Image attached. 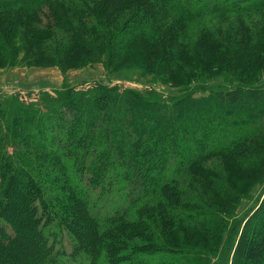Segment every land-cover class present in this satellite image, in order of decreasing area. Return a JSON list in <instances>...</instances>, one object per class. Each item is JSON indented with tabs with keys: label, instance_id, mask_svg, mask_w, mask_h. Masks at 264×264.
<instances>
[{
	"label": "trees",
	"instance_id": "trees-1",
	"mask_svg": "<svg viewBox=\"0 0 264 264\" xmlns=\"http://www.w3.org/2000/svg\"><path fill=\"white\" fill-rule=\"evenodd\" d=\"M39 1L0 0V10L31 7ZM113 1L98 3L106 10ZM230 2L235 8L250 3L264 11V0ZM90 15L79 27L90 22L94 28L89 31L112 42L115 33L108 30L114 22L106 20L110 17L99 14L96 18L92 11ZM26 19L38 23L33 16ZM141 20L139 14L131 22L141 24ZM14 25L23 26V22L19 19ZM136 28L131 30L128 25L116 32L135 33ZM173 36L167 33L157 42L165 43ZM67 38L74 45L69 51L67 43L69 53L103 51L97 42L93 46L95 40L86 32H68ZM201 43L198 55L188 61L189 68L198 71L200 58L222 67L231 61L227 43L211 35ZM162 49L155 51L161 54L158 50ZM189 86L175 99L162 98L152 90L140 93L100 83L87 89L70 88L62 96L42 92L40 99L30 102L20 100L17 93L0 95L4 98L0 103V264H12L3 252L12 248L20 231L10 217L12 208L22 211L19 220L32 228L35 244L30 252L34 255L28 256V264H54L64 257L81 258L86 264H195L199 255L214 258L215 252L166 249L145 242L146 238L141 245H124L120 242L124 236L120 213L100 215L89 200L91 190L100 189L103 195L119 184L122 186L117 188L127 197L131 190L164 195L174 183L172 175L201 173L215 157L228 159L238 170L241 159L249 157L253 148L264 151L260 142L264 138V87L239 82L227 88L209 84L207 79ZM199 92L207 94L196 96ZM6 227L13 233L7 234ZM141 228L136 230L140 238L145 236ZM229 235L221 255L224 261L233 248L232 231ZM261 236L264 197L244 224L232 264H264ZM64 237L71 244L69 254Z\"/></svg>",
	"mask_w": 264,
	"mask_h": 264
},
{
	"label": "rangeland",
	"instance_id": "rangeland-1",
	"mask_svg": "<svg viewBox=\"0 0 264 264\" xmlns=\"http://www.w3.org/2000/svg\"><path fill=\"white\" fill-rule=\"evenodd\" d=\"M230 1L114 0L113 8L102 10L99 0H40L31 7L0 10V89L8 85L28 89V94L18 98L30 102L40 99L44 89L62 96L70 88L79 90L95 83L132 88L140 93L152 90L167 99H175L192 82L205 79L209 84L227 88L239 82L264 87V11L250 3L235 8ZM90 11L96 18L103 14L110 17L106 18L108 23L114 22L108 30L115 33L112 42L89 31L94 28L90 22L79 27L84 18H92ZM139 14L141 24L132 23ZM26 16H33L38 23L29 22ZM19 19L23 26L14 25ZM128 25L133 27L131 30L137 27L135 33L129 30L131 34H117ZM76 30L83 35L86 32L95 40L93 46L97 42L102 47V53L90 55L83 49L69 53L74 45L68 41L67 33ZM167 33L175 36L163 38L165 43L157 42ZM206 35L227 43L231 61L222 67L200 58L202 65L196 71L188 67V61L194 59L196 49H201L203 44L199 43ZM157 47L163 48L158 50L161 54L156 53ZM206 94L199 92L196 96ZM2 98L0 103L4 102ZM261 127L264 128V120ZM260 142L264 144V138ZM248 154L241 159L238 170L228 159L215 157L201 173L172 175L174 183L164 195L131 190L127 197L117 188L122 186L119 184L103 195L100 189L92 188L89 200L93 211L100 210V215L120 213L119 221L124 223L120 242L124 245H141L146 238L145 242L166 249L215 252L214 258L196 255L200 259L195 264H232L244 224L264 197V151L253 148ZM10 212L20 231L12 248L3 254L12 264H28V256L34 255L30 252L35 244L32 228L19 220L22 211L12 208ZM112 225L116 227L118 223ZM141 226L142 236L145 235L142 238L136 231ZM6 230L7 234L13 233L9 227ZM230 231L233 248L224 261L221 255L227 249ZM262 243L259 246L264 248V237ZM63 246L69 254L71 244L67 237ZM54 264L86 262L64 257Z\"/></svg>",
	"mask_w": 264,
	"mask_h": 264
},
{
	"label": "crops",
	"instance_id": "crops-1",
	"mask_svg": "<svg viewBox=\"0 0 264 264\" xmlns=\"http://www.w3.org/2000/svg\"><path fill=\"white\" fill-rule=\"evenodd\" d=\"M43 92H49L50 93V91L49 90H42ZM41 91V92H42ZM28 92H29V90L28 89H26V90H24V89H22V88H20V87H10L9 85L8 86H4V87H2L1 89H0V95H5V96H8V95H11V94H15V93H17V94H19L20 96H22V95H25V94H28Z\"/></svg>",
	"mask_w": 264,
	"mask_h": 264
},
{
	"label": "water",
	"instance_id": "water-1",
	"mask_svg": "<svg viewBox=\"0 0 264 264\" xmlns=\"http://www.w3.org/2000/svg\"><path fill=\"white\" fill-rule=\"evenodd\" d=\"M87 88H88V87H86V88H83V87H82L81 89H87Z\"/></svg>",
	"mask_w": 264,
	"mask_h": 264
}]
</instances>
